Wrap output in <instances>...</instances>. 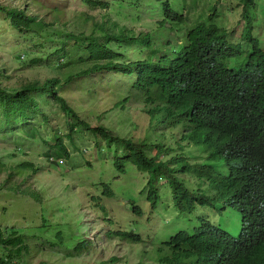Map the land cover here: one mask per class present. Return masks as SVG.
Here are the masks:
<instances>
[{
  "label": "trees",
  "instance_id": "1",
  "mask_svg": "<svg viewBox=\"0 0 264 264\" xmlns=\"http://www.w3.org/2000/svg\"><path fill=\"white\" fill-rule=\"evenodd\" d=\"M81 2L91 10L109 7L107 0ZM156 2L162 14L159 30L175 32L187 23L167 1ZM0 12L11 29L26 35L53 25L25 8L0 5ZM92 27L89 32L68 34L44 60L29 59L36 65L54 56L62 69L60 76L19 87L0 82V130L18 132L30 140L41 136L37 124H48V113L37 97H47L68 120L70 145L74 134L88 135L119 173L133 166L147 175L143 190L151 212L161 200L163 185L169 189L177 217L219 203L239 215V226L232 231L200 219L197 226L160 240L152 247V255L134 264H264V48L248 27L243 36L249 48L229 41L227 30L212 17L180 31L172 46L161 39V32L136 34L117 21ZM131 47L146 53L137 60L127 59ZM229 59H235L232 67L227 65ZM73 89L86 101L111 94L124 103L134 95L143 101L142 112L148 119L145 134L136 139L90 124L64 95ZM169 138L174 139L172 146ZM189 146L201 148V159L189 161L184 152ZM45 155L55 164L71 159L57 130ZM112 193L103 183L102 194L111 198ZM131 203L134 214L140 215L141 209ZM4 232L0 225V264H20L30 242L16 230ZM114 234L142 241L133 230ZM86 248L85 241L74 246L75 252Z\"/></svg>",
  "mask_w": 264,
  "mask_h": 264
},
{
  "label": "rangeland",
  "instance_id": "2",
  "mask_svg": "<svg viewBox=\"0 0 264 264\" xmlns=\"http://www.w3.org/2000/svg\"><path fill=\"white\" fill-rule=\"evenodd\" d=\"M50 1L0 0L1 6L25 8L45 23H53L51 27L45 25L39 29L38 34L26 35L11 29L0 12L3 86L19 87L33 80L42 82L60 76L62 69L54 63V56L36 65L30 64L29 59L44 60L68 34L89 32L100 22L110 26L117 21L119 25L133 28L136 34L161 32V39L169 40L172 46L180 31L212 17L213 22L227 30L229 41L240 44L243 49L249 48L250 42L244 37L248 27L250 35L264 48V0H161L187 18V23L175 32L159 30L162 14L156 0H107L106 10L88 9L81 0ZM141 53L145 54L146 50L131 47L126 56L137 60L142 57ZM234 63L235 59L227 60L229 67ZM64 95L90 124H101L114 133L136 139L147 130L143 101L134 95L124 103L111 94L86 101L74 89ZM37 99L48 113V124H37L41 136L30 140L18 132L7 134L0 130V225L5 234L16 230L28 238L30 250L20 264H134L147 259V254L152 255V247L160 240L180 229L197 226L200 219L219 224L228 231L239 226L238 213L228 207L221 208L220 203L214 208L204 206L189 216L177 217L169 189L163 185L159 188L161 200L151 212L143 190L147 181L145 173L133 166H125V173H119L106 152L95 149L88 135L74 134V143L70 145L66 138L70 129L68 120L59 113L54 101L47 97ZM56 130L71 155L69 161L59 164L45 155L48 141L53 139ZM173 142V138L167 141L171 146ZM184 152L190 162L202 157L200 147H185ZM26 164L30 166H23ZM103 183L113 192L111 198L102 194ZM131 201L141 209L140 215L132 211ZM132 230L142 241L114 234ZM82 241L87 242V248L75 252L74 246Z\"/></svg>",
  "mask_w": 264,
  "mask_h": 264
}]
</instances>
